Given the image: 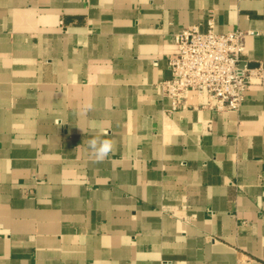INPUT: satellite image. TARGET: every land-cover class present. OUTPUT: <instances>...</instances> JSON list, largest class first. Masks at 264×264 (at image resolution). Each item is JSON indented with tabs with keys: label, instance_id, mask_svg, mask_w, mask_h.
Here are the masks:
<instances>
[{
	"label": "crops",
	"instance_id": "1",
	"mask_svg": "<svg viewBox=\"0 0 264 264\" xmlns=\"http://www.w3.org/2000/svg\"><path fill=\"white\" fill-rule=\"evenodd\" d=\"M210 21L264 64V0H0V264H264V85L222 112L160 86Z\"/></svg>",
	"mask_w": 264,
	"mask_h": 264
},
{
	"label": "built area",
	"instance_id": "2",
	"mask_svg": "<svg viewBox=\"0 0 264 264\" xmlns=\"http://www.w3.org/2000/svg\"><path fill=\"white\" fill-rule=\"evenodd\" d=\"M254 33L241 28L220 33L212 21L205 31L194 25L179 32L177 52L169 60L170 76L160 82L171 102L167 110H240L249 86L264 85V64L249 68L243 58L246 37Z\"/></svg>",
	"mask_w": 264,
	"mask_h": 264
},
{
	"label": "clouds",
	"instance_id": "3",
	"mask_svg": "<svg viewBox=\"0 0 264 264\" xmlns=\"http://www.w3.org/2000/svg\"><path fill=\"white\" fill-rule=\"evenodd\" d=\"M92 107V103L88 102L84 107V111H90ZM85 143L90 154L94 157V161L97 163H101L108 159L115 149V144L112 140L102 138L100 135L88 139Z\"/></svg>",
	"mask_w": 264,
	"mask_h": 264
},
{
	"label": "water",
	"instance_id": "4",
	"mask_svg": "<svg viewBox=\"0 0 264 264\" xmlns=\"http://www.w3.org/2000/svg\"><path fill=\"white\" fill-rule=\"evenodd\" d=\"M245 63L246 62H243L242 66H244ZM246 64H247V67H249V68H254V67H257L259 65L257 62H247Z\"/></svg>",
	"mask_w": 264,
	"mask_h": 264
}]
</instances>
